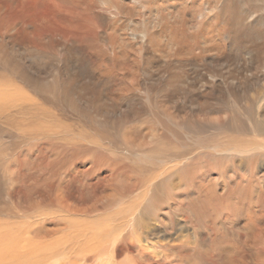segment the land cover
<instances>
[{
  "label": "bare ground",
  "instance_id": "bare-ground-1",
  "mask_svg": "<svg viewBox=\"0 0 264 264\" xmlns=\"http://www.w3.org/2000/svg\"><path fill=\"white\" fill-rule=\"evenodd\" d=\"M52 1L78 27L86 20L104 24L97 35L106 43L100 57L76 43L73 49L57 45L84 73L91 72L87 64L95 66L96 80L104 84L114 77L111 57L119 63L134 56V77L158 82L142 88L138 81L134 88L102 89L99 95L101 111L134 109V136L126 133L134 142V169L118 173L116 191L107 198L109 205L122 203L129 192L134 208L127 230L106 239L101 264H264V234L255 233L257 224L264 228V0ZM0 2L1 16L13 2ZM126 14L134 17V28L123 39L108 37L130 23ZM0 26L4 36L21 41L32 33L18 23ZM42 44L45 49L29 46L22 56L34 62L40 56L31 53L55 46L49 38ZM70 91L66 85L61 90L65 100L72 99ZM235 108H241L242 121ZM183 112L186 117L178 118ZM67 179L69 185L55 188L52 198L31 189L34 199L26 209L66 207L64 192L79 183L72 171ZM67 209L79 218L68 222L74 229L81 214ZM43 223L35 229L38 237L58 234L67 222Z\"/></svg>",
  "mask_w": 264,
  "mask_h": 264
},
{
  "label": "rangeland",
  "instance_id": "rangeland-1",
  "mask_svg": "<svg viewBox=\"0 0 264 264\" xmlns=\"http://www.w3.org/2000/svg\"><path fill=\"white\" fill-rule=\"evenodd\" d=\"M8 1L13 4L0 16V23H18L32 33L21 41L20 37H5L0 26V94L6 95L0 97V264H101V250L107 241L127 230L134 208V194L129 192L122 203H107V198L116 191L114 182L118 173L134 169V142L126 134L131 130L134 136V109L126 107L120 114L101 111L99 95L102 89L117 92L120 88H134L138 81L142 88L158 82L134 77V56H131L119 63L111 57L114 77L104 84L98 83L95 66L87 64L91 75L84 73L72 62L69 51L63 56L57 45L73 49L76 43L100 57L106 49L105 41L97 37L104 27L102 22L86 20L85 26L78 27L72 21L73 16L57 8L52 0ZM128 18V25L122 24V29L109 31L107 36L116 40L120 34L125 38L134 28V17ZM45 38L51 39L55 46L31 53L39 55L40 60L31 62L26 55L22 56L30 51L29 46L45 49L42 44ZM81 50L76 49L75 53L82 56ZM105 61L97 64L103 65ZM71 79L75 83L69 86ZM261 82L264 84V80ZM65 85L71 90V100L61 95ZM190 98L180 97L183 101ZM129 100L134 101L132 96ZM164 101L163 96L158 97L159 105ZM171 105L166 107L172 110ZM240 110L235 108L234 113L242 121ZM183 114L185 118V112L179 113L178 118ZM196 114L203 116L201 112ZM261 115L260 110L259 130L264 132ZM119 120L123 122L122 128L116 125ZM97 124L105 128L104 132L95 127ZM71 171L79 183L64 192L67 203L63 204L81 214V222L73 224L74 229L68 228V222L77 217L66 207L26 209L28 200L34 199L28 197L31 189L37 187L39 193L52 198L55 188L69 185L67 178ZM59 219L67 223H61L58 234L41 237L35 234L43 222L54 224ZM255 233L264 234L262 225H256Z\"/></svg>",
  "mask_w": 264,
  "mask_h": 264
}]
</instances>
